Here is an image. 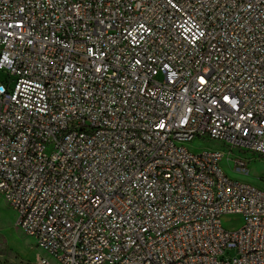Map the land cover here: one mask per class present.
Returning a JSON list of instances; mask_svg holds the SVG:
<instances>
[{
	"label": "built area",
	"instance_id": "obj_1",
	"mask_svg": "<svg viewBox=\"0 0 264 264\" xmlns=\"http://www.w3.org/2000/svg\"><path fill=\"white\" fill-rule=\"evenodd\" d=\"M0 70V195L57 263L264 264L222 166L264 155V0H0Z\"/></svg>",
	"mask_w": 264,
	"mask_h": 264
},
{
	"label": "rangeland",
	"instance_id": "obj_2",
	"mask_svg": "<svg viewBox=\"0 0 264 264\" xmlns=\"http://www.w3.org/2000/svg\"><path fill=\"white\" fill-rule=\"evenodd\" d=\"M8 80V72L0 70V82L7 84ZM188 146L196 152L212 148L226 149L222 143L209 139H196ZM232 156L233 158L241 156L248 160V172L236 170L234 164L225 159L222 166L229 177L251 183L264 190V155L251 151H238ZM223 224L227 228L233 226L238 228L242 225V219L238 215H228L223 218ZM235 254V250H226L220 259L230 258ZM44 257L48 259V264H59L45 250L36 245L34 237L16 226V212L0 195V264H41L40 260Z\"/></svg>",
	"mask_w": 264,
	"mask_h": 264
}]
</instances>
